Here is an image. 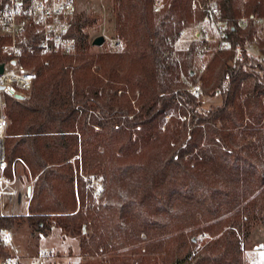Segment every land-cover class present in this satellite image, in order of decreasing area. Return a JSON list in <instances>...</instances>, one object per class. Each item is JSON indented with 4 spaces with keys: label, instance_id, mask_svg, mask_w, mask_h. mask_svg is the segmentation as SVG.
<instances>
[{
    "label": "trees",
    "instance_id": "1",
    "mask_svg": "<svg viewBox=\"0 0 264 264\" xmlns=\"http://www.w3.org/2000/svg\"><path fill=\"white\" fill-rule=\"evenodd\" d=\"M152 2L109 1L117 49L92 51L99 18L79 11L70 24L77 53L27 60L37 76L30 93L5 96L4 157L25 162L33 192L28 216H0V258L10 251L2 234L26 224L31 235L78 237L84 258L109 254L107 264L124 253L248 264L244 241L252 227L264 230V39L254 20L264 0L219 2L231 46L200 77L197 43H174L201 13L189 0H163L156 14ZM253 42L261 58L247 53ZM93 77L119 83L115 92H131L135 107L85 91Z\"/></svg>",
    "mask_w": 264,
    "mask_h": 264
},
{
    "label": "built area",
    "instance_id": "2",
    "mask_svg": "<svg viewBox=\"0 0 264 264\" xmlns=\"http://www.w3.org/2000/svg\"><path fill=\"white\" fill-rule=\"evenodd\" d=\"M87 0H0V52L5 56L3 72L0 74V216L24 217L30 214L32 182L22 181L18 169L28 173L24 161L17 158L9 164L4 157V139L8 122L4 115L5 96L14 99L15 94L27 97L37 78L33 68L26 63L36 57L52 55L69 56L77 53L79 42L70 33L71 22L79 12L78 4ZM94 1V0H91ZM221 0H189L193 11L201 18L196 24L192 38L198 45L196 62L204 72L215 53L229 49L227 37L228 21L221 13ZM246 3L247 0H241ZM162 0H153V12L162 9ZM241 25L247 17L237 19ZM104 35V34H102ZM106 37V35H104ZM107 38V37H106ZM114 49L122 46L121 41L107 38ZM238 57L241 55L237 48ZM192 92L200 91L198 84ZM18 100V99H17ZM9 172V174H8ZM31 187L29 193L28 187ZM3 244L10 245V232L2 234ZM264 243V238H263ZM0 264H41L36 258L24 262V258L12 251L0 258Z\"/></svg>",
    "mask_w": 264,
    "mask_h": 264
},
{
    "label": "rangeland",
    "instance_id": "3",
    "mask_svg": "<svg viewBox=\"0 0 264 264\" xmlns=\"http://www.w3.org/2000/svg\"><path fill=\"white\" fill-rule=\"evenodd\" d=\"M109 1L110 0H87L78 4L79 11L85 9L89 14H93L99 18L96 27L89 29V33L91 35L102 33L106 35L107 38H111L110 30H112L114 24L108 21V18L110 16L108 8ZM196 24H191L182 29L179 34L178 40L174 43L175 51H179L183 46H188L190 44V42L193 40L192 35L195 31ZM257 33V36L260 39L264 38V23L263 25L259 26ZM106 37L105 43L109 42ZM255 44L252 46L254 47ZM97 50L98 47L92 48V51ZM251 53L257 58L262 57L256 48H252ZM195 64L196 67L199 68L196 62V58ZM202 73V71L201 73H199V77L202 75ZM95 74L97 75L98 73L95 72ZM111 84L112 85L101 82L95 77L85 80L83 79L84 90L89 93L91 92L92 94L97 91V96L100 100L110 97L115 101H120L124 104L127 103L129 106L131 105L132 107H135L134 96L131 92L123 90L116 93L115 90L119 83ZM127 100H129L130 102L128 103ZM218 101V97H205L203 98L202 102L203 108L208 109L210 105H215ZM240 140L242 141V138ZM18 173L20 174L21 179L22 181H24V183L28 182L26 175L28 174L29 176V173H27L21 167L18 169ZM31 179L32 178L29 177V181ZM249 232L250 233L248 235V238L245 239L243 245L245 253L244 259L248 264H264V230L259 226H254ZM10 238V251L21 255L24 258V262H28L36 258L40 261L41 264H107L108 258L110 257V255L107 254V256L103 258H84L79 252L78 237L63 235L58 228H52L45 234L38 233L36 235H31L29 228L25 224L18 229L11 231ZM115 264H162V257L159 255H146L143 253L135 255L124 253L121 256V259Z\"/></svg>",
    "mask_w": 264,
    "mask_h": 264
},
{
    "label": "water",
    "instance_id": "4",
    "mask_svg": "<svg viewBox=\"0 0 264 264\" xmlns=\"http://www.w3.org/2000/svg\"><path fill=\"white\" fill-rule=\"evenodd\" d=\"M104 43H105V37L102 34L92 39V45L95 47H101V45H103ZM3 68H4V63H1L0 64V74L3 72ZM0 89H2V87H0ZM14 97L17 98L18 100H21L23 98V96L19 94H15ZM27 189L29 193L32 190L30 186Z\"/></svg>",
    "mask_w": 264,
    "mask_h": 264
},
{
    "label": "crops",
    "instance_id": "5",
    "mask_svg": "<svg viewBox=\"0 0 264 264\" xmlns=\"http://www.w3.org/2000/svg\"><path fill=\"white\" fill-rule=\"evenodd\" d=\"M255 20V24L257 25V27L259 28V26H261V25H263V23H264V18L263 19H254ZM262 28V27H261ZM257 31H258V29H257ZM257 35H258V33H257ZM257 38L258 39H260L258 36H257ZM264 39V38H263ZM262 38H261V40H263ZM191 40V39H190ZM192 42V41H191ZM190 42V43H191ZM255 44V42H253V43H251V44H249L248 45V47H247V49H246V51H247V53H249V54H251L252 56H254L252 53H251V49L252 48H256L257 49V47H256V44H255V46L253 47L252 45H254ZM188 46L187 45H185V46H183L182 48H180L181 50H179V51H182L183 49H185V48H187ZM258 51V50H257ZM255 57V56H254ZM257 58V57H256ZM217 97V96H216ZM216 97H214V98H216Z\"/></svg>",
    "mask_w": 264,
    "mask_h": 264
}]
</instances>
